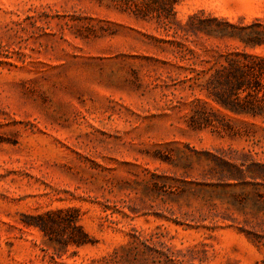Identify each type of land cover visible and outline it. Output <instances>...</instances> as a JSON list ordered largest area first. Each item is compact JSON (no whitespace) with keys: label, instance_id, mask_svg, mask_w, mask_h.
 <instances>
[{"label":"rangeland","instance_id":"obj_1","mask_svg":"<svg viewBox=\"0 0 264 264\" xmlns=\"http://www.w3.org/2000/svg\"><path fill=\"white\" fill-rule=\"evenodd\" d=\"M128 4L0 0V264H264V114L189 89L207 56ZM175 10L264 24V0ZM195 98L229 127L193 125ZM66 208L86 244L33 225Z\"/></svg>","mask_w":264,"mask_h":264},{"label":"trees","instance_id":"obj_2","mask_svg":"<svg viewBox=\"0 0 264 264\" xmlns=\"http://www.w3.org/2000/svg\"><path fill=\"white\" fill-rule=\"evenodd\" d=\"M127 1H130L127 8L136 17L156 19L164 24L166 30H171L174 39L169 43L177 53L182 56L195 55V48H198L207 56L201 67L189 63V89L203 92L213 103L234 114L252 117L264 114V56L248 51L264 47V24L259 19L244 23L240 18L234 22L225 17L204 15V11L199 10L180 22L175 20V6L181 0ZM173 22L175 25H170ZM191 38L200 39V44L192 43ZM190 117L192 124L200 127L222 130L229 127V121L223 115L198 98L192 101ZM226 166L229 168L227 179H233V169L241 172L229 163ZM183 185L190 189L186 181ZM68 213L71 215L66 217ZM35 219L33 225L49 238L64 231L66 245L81 246L87 243V234L77 223L75 208L48 210L36 215Z\"/></svg>","mask_w":264,"mask_h":264}]
</instances>
